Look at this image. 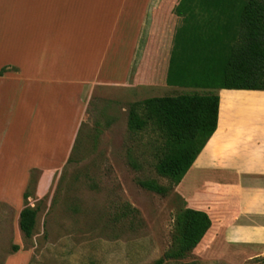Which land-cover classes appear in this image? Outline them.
<instances>
[{
  "label": "crops",
  "instance_id": "crops-1",
  "mask_svg": "<svg viewBox=\"0 0 264 264\" xmlns=\"http://www.w3.org/2000/svg\"><path fill=\"white\" fill-rule=\"evenodd\" d=\"M220 1L0 0V121L10 154L33 166L63 159L90 87L128 85L132 66L133 88L165 90L153 98L217 91L216 130L175 192L209 216L207 233L264 254V91L222 86L240 13ZM28 168L17 203L8 190L1 203L20 206Z\"/></svg>",
  "mask_w": 264,
  "mask_h": 264
},
{
  "label": "rangeland",
  "instance_id": "rangeland-1",
  "mask_svg": "<svg viewBox=\"0 0 264 264\" xmlns=\"http://www.w3.org/2000/svg\"><path fill=\"white\" fill-rule=\"evenodd\" d=\"M246 1L219 4L236 14ZM149 36L145 31L142 43ZM136 69L130 67L128 85L90 87L73 143L56 163L33 166L11 155L8 131L0 121L1 198L8 190V201L17 203V177L29 167L24 188L29 197L17 208L0 202V264L13 256L16 264H155L162 258L163 264H262L261 251L224 242L215 230L207 231L183 258H165L180 245L178 219L186 203L156 171L163 134L150 123L141 131L128 128L130 108L165 91L133 88ZM142 181H154L166 193L147 190ZM24 207L36 212L28 238L18 224Z\"/></svg>",
  "mask_w": 264,
  "mask_h": 264
},
{
  "label": "trees",
  "instance_id": "trees-1",
  "mask_svg": "<svg viewBox=\"0 0 264 264\" xmlns=\"http://www.w3.org/2000/svg\"><path fill=\"white\" fill-rule=\"evenodd\" d=\"M239 13L237 36L223 58L222 86L227 90L264 91V0H247ZM218 107L219 95L214 90L147 98L130 108L127 124L136 132L150 123L163 134V154L156 171L176 186L215 132ZM140 185L160 194L167 190L154 181H142ZM28 197L26 190L23 199ZM35 216V210L29 207L19 213V229L26 238L32 234ZM210 226L211 220L205 212L185 208L178 219L180 245L165 258H183L199 244ZM163 261L164 258L159 259L155 264ZM261 261L264 264V255Z\"/></svg>",
  "mask_w": 264,
  "mask_h": 264
}]
</instances>
